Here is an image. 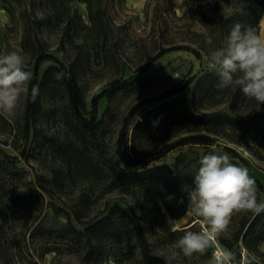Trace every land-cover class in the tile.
I'll use <instances>...</instances> for the list:
<instances>
[{
  "label": "rangeland",
  "instance_id": "374dc122",
  "mask_svg": "<svg viewBox=\"0 0 264 264\" xmlns=\"http://www.w3.org/2000/svg\"><path fill=\"white\" fill-rule=\"evenodd\" d=\"M230 1L224 6L222 11L224 16L232 10L233 3ZM103 4L107 6L110 22L107 25V34L97 45L81 36L84 29H81L76 19L69 26L65 22L53 20L38 30V48L34 52L22 46L24 23L35 26L37 17L42 14L36 16L30 13L26 20L17 17L12 21L6 9V0H0V55L19 51L25 60L24 68L31 71L38 60L37 51L53 54L67 65L73 62L85 100L83 112L86 117L95 115L99 122L94 139L100 143L103 152H111L123 120L133 106L136 105L138 108L136 117H141L143 108L150 107L160 100L155 97L170 87H181L191 79L184 91L192 104L195 80L204 72L213 70L209 67L206 52L202 51L201 57H197L189 50H171L151 65L147 70L149 74L144 78H140L142 74L139 69L144 62L145 52L155 53L159 44L168 46L172 45L171 43H188L189 19L192 22V29L203 31L193 10L200 4L207 11H210V7L209 0H103ZM72 5L88 23L86 5L76 0ZM173 10L177 15L186 11L187 15L178 20L173 15ZM16 11L19 13V8ZM260 25L258 34L264 36V16ZM96 49L101 52L98 58L95 57ZM56 64L54 59L41 60L38 68L39 79L48 65ZM56 74L58 72H55L47 87L40 91L41 108L36 115H33V106H29L31 102L29 95L21 100L14 116L6 117L0 114V238L5 252L19 259V264H33L35 261L50 264L54 258V252L40 257L43 241L37 235L32 236L31 231L40 224L56 226L65 223L67 220L65 211H54L50 205L39 211L26 206L10 207L9 204L15 195L38 188L39 174L44 175L49 181L52 179L53 169H60L61 172L58 174L65 177L64 185L53 199L60 207L71 211V206L76 203L83 206L80 195L85 194L83 198L88 199L89 203L88 208L84 210L86 217L101 216L106 211V206L115 202L136 214L137 210H140L139 217L152 251L163 258L172 255L177 250L172 247L171 240L176 241L184 233L171 234L167 223L170 215L164 209L158 195L148 199L145 187H137L126 193L120 189L108 190L104 181L90 179L71 182L66 177L67 168L58 159L55 147L75 137L71 127L74 115L68 106L63 77L57 79ZM97 95L100 97L94 106L92 100ZM211 108L227 110L228 103L221 101ZM229 149L237 151L239 156H233ZM209 153L221 155L226 153L230 162L237 166L245 167L242 159L248 160L250 170L264 184V121L256 131L245 134L241 144L229 137L217 136L210 146L186 145L176 148L158 162H166L173 166L176 157L183 154V163L190 162L192 166L198 167L201 158ZM191 187L193 186L188 188ZM186 189L181 195L188 194ZM47 199L51 200L49 196ZM261 202H264V192L261 193ZM172 219L178 221L177 231H182L181 229L194 222L193 232L199 233L208 227L202 222V218L187 213L181 218ZM218 247L224 249L214 242L203 255L193 254L192 257H184L181 254L175 263L199 257L203 261H208L207 253L212 254L214 261ZM63 248L59 256L64 260L72 259ZM137 258L138 248L132 240L122 243L106 242L101 264H137ZM249 258L256 264H264V244L259 254L253 253Z\"/></svg>",
  "mask_w": 264,
  "mask_h": 264
},
{
  "label": "trees",
  "instance_id": "16d2710c",
  "mask_svg": "<svg viewBox=\"0 0 264 264\" xmlns=\"http://www.w3.org/2000/svg\"><path fill=\"white\" fill-rule=\"evenodd\" d=\"M74 0H6V9L12 21L17 17L28 19L30 13L37 17L35 26L25 25L22 37L24 49L38 48L37 32L49 22H65L70 25L76 19L84 34V39L98 44L107 34V25L110 20L107 16V6L103 0H76L86 5L89 22L83 20L78 9L72 5ZM229 0H209L210 11L199 5L193 10L203 31L192 29L189 19L188 43H171L164 46L159 44L156 52H145L144 62L140 66V78L149 73L151 65L166 52L185 49L201 57V52L206 53L211 49L222 47L227 34L233 25L252 26L257 33L260 30V21L264 16V0H231L233 7L231 12L224 16L222 11ZM242 6L243 11H239ZM16 7V8H15ZM19 8V13H17ZM176 19L182 20L187 12L177 15ZM46 20V21H45ZM161 25V24H160ZM159 28V26H158ZM161 28V26H160ZM155 30V27H154ZM80 36L79 33H77ZM163 36V29L161 30ZM38 60L32 70L34 79L29 85V106H33V115L41 108L39 101L40 91L47 87L55 72L62 73V81L67 93L68 106L74 115L71 122L75 137L69 138L56 145L58 159L67 168L66 177L71 182L88 181L90 179L104 181L108 190L120 189L129 193L137 187H145L148 199L158 195L164 209L172 218H181L186 214L188 194L182 191L193 185L194 176L198 167L191 163H183V154L176 157L173 166L166 162H158L170 151L186 145H212L217 136H226L232 141L241 144L242 137L251 131H256L264 121V104L243 95L238 87H229L224 90L216 89L218 76L214 70H208L201 74L194 82L192 89V104L188 100L185 87L192 79L181 87H170L158 95L160 99L156 104L142 109L141 117H136L137 106H133L125 116L119 129L116 144L110 152H103L99 142L94 137L98 129L96 116L86 117L85 100L78 82L74 63L67 65L64 61L50 53L37 51ZM101 52L96 49L95 57H100ZM90 58V53L88 54ZM43 59H54L56 65H48L40 79L38 77L39 62ZM32 84L39 85V94L35 102L31 100ZM219 96L217 99H215ZM100 95L93 97V105L96 106ZM228 103V109H212L218 102ZM207 109H203V108ZM27 132L29 124L26 125ZM233 156H239L238 152L229 149ZM249 175L255 179L258 187L257 202H261V193L264 192V184L249 168L248 160L242 159ZM133 167V168H131ZM243 167V166H240ZM52 179L38 175V188L29 189L21 195H15L10 199L9 206H26L29 209L43 211L51 206L54 211L64 210L66 222L56 225H37L31 235H37L43 241L40 257L54 252L55 256L50 264H101L106 242L122 243L133 241L138 248L137 264H164V258L152 251L147 239L142 221L139 215L130 211L119 202L106 206V211L100 216L86 217L85 209L89 203L84 199L85 194L80 195L84 205L79 203L71 206V211L60 207L53 199L56 192L64 185V178L58 174L60 169H53ZM173 196L168 200L167 196ZM48 196L51 200H48ZM183 201V203H180ZM73 218L75 221H73ZM194 223L176 231H194ZM176 232H171L175 234ZM171 240V243H174ZM216 242L224 249L236 253L237 261L244 264H256L249 255L261 252L264 244V212L235 213L228 227V231L222 233ZM61 246H64L61 247ZM67 250L72 257L64 260L59 256L60 250ZM74 258V260H73ZM203 261L201 257L190 261H178L175 264H215L212 254L207 253ZM19 259L9 252H5L0 238V264H19ZM33 264H40L35 261Z\"/></svg>",
  "mask_w": 264,
  "mask_h": 264
},
{
  "label": "clouds",
  "instance_id": "9594fccd",
  "mask_svg": "<svg viewBox=\"0 0 264 264\" xmlns=\"http://www.w3.org/2000/svg\"><path fill=\"white\" fill-rule=\"evenodd\" d=\"M239 11H243L242 6ZM209 67L218 76L216 89L238 87L243 95L264 104V36L252 26L236 23L227 34L222 47L209 50L206 55ZM25 60L19 51L0 55V114L14 116L23 98L29 95V85L34 79L31 70L24 68ZM62 73L56 74L60 79ZM31 100L35 102L39 85L32 84ZM139 119V117H138ZM193 187L187 188L186 213L202 218L207 230L185 231L172 247L177 251L164 257V264H175L178 257L201 254L228 231L235 213L260 214L264 203L257 202L258 187L247 168L230 162L228 154L209 153L199 161ZM172 200L174 197H166ZM183 203V201H180ZM140 210H137V215ZM172 232H176V219L167 220ZM215 264H244L237 261L236 253L220 249L214 254Z\"/></svg>",
  "mask_w": 264,
  "mask_h": 264
},
{
  "label": "built area",
  "instance_id": "2783aa9c",
  "mask_svg": "<svg viewBox=\"0 0 264 264\" xmlns=\"http://www.w3.org/2000/svg\"><path fill=\"white\" fill-rule=\"evenodd\" d=\"M219 250H220V247H218V248L216 249V253H217Z\"/></svg>",
  "mask_w": 264,
  "mask_h": 264
}]
</instances>
